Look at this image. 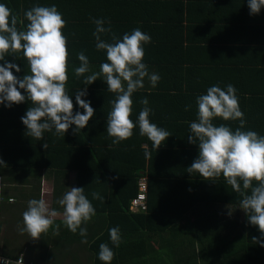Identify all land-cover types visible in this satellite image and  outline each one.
I'll use <instances>...</instances> for the list:
<instances>
[{
  "label": "trees",
  "instance_id": "trees-1",
  "mask_svg": "<svg viewBox=\"0 0 264 264\" xmlns=\"http://www.w3.org/2000/svg\"><path fill=\"white\" fill-rule=\"evenodd\" d=\"M0 3L23 21V25L18 23V29L28 23L24 12L37 5H55L66 21L62 30L69 54L66 89L74 105L73 114L77 111L83 114L84 110L75 103V95L86 88L82 99L90 102L94 116L77 132L75 125L64 135L56 134L53 128L37 140L28 135L21 121L33 106L30 101L26 99L11 107L0 104L3 161L0 168L17 169L15 175L20 174L22 183L34 179L41 184L39 178L43 175L53 182L59 175L74 173L73 186L84 188V195L96 213L87 240L93 264H104L98 258L101 243L108 244L114 252L111 264H264V247L253 240L255 237L264 243V237L249 223L244 211L241 222L232 216L240 207L241 194L233 191L222 174L205 180L198 172L187 171L199 154L198 141L188 142V136L192 135L190 123L197 121L196 101L211 86L226 90L227 85H233L246 121L242 130L264 136V7L258 14L250 15L248 0H0ZM94 19H103L104 26L111 28V32L101 34V39L109 43L113 36L122 40L125 33L131 34L137 28L149 35L150 43L142 44L145 53L142 63L149 74L160 77L155 87L145 77L144 87L133 93L130 118L136 127L132 137L119 144H113L106 131L116 94L97 82L90 85L85 82L87 76L96 69L100 71V65L108 62L106 51L95 47ZM80 52L88 57L89 71L76 77L74 69L80 66L77 58ZM5 61L20 67V72L12 70L18 79L31 74L22 52L6 54L0 65ZM20 91L26 95L23 89ZM142 99H147V107L151 109L150 122L171 133L156 150L146 136L139 134ZM213 124H224L235 131L239 120L214 118ZM44 143L47 149L42 147ZM145 146L152 159L145 158ZM2 176L12 179L7 172ZM140 178L145 180L144 208L131 211L130 200L137 193ZM240 183L242 191L250 194ZM93 193H99L103 199H93ZM17 198L13 200L0 191V205L16 203ZM203 203L205 209L201 208ZM214 203L227 210L213 208ZM113 227L120 231L118 247L110 240L109 230ZM141 233L142 239L131 240L133 234ZM155 242L160 252L156 251ZM18 250L6 245L1 254L15 258ZM23 264L30 263L23 259Z\"/></svg>",
  "mask_w": 264,
  "mask_h": 264
},
{
  "label": "clouds",
  "instance_id": "clouds-1",
  "mask_svg": "<svg viewBox=\"0 0 264 264\" xmlns=\"http://www.w3.org/2000/svg\"><path fill=\"white\" fill-rule=\"evenodd\" d=\"M248 7L250 15L258 14L264 7V0H248ZM23 15L28 23L23 29H18V23L23 25V21L6 4L0 3V61L5 60L6 54L22 52L31 73L18 79L12 71H21L17 64L5 61L0 65V104L11 107L26 99L30 101L33 106L27 109L21 121L28 135L37 140H41L44 133L53 128L58 135H64L71 125L76 126V132L85 128L95 110L89 101L82 99L86 95L85 88L75 95V103L84 110L83 114L79 111L73 114L74 105L66 89L69 54L67 37L62 31L66 21L55 5L33 6ZM93 22L96 25L93 33L95 47L98 51H106L108 62L100 65L99 72L87 76L85 82L90 85L103 76L107 90L116 94L107 116L106 131L113 138L112 143L119 144L131 138L136 127L130 118L133 93L144 87L145 77L153 87L160 77L155 73L149 74L147 66L142 63L145 54L142 44L150 43L149 35L137 28L131 34L125 33L122 40L113 36L109 43L101 39V34L111 32V28L104 26L103 19H94ZM77 58L80 66L74 69V73L80 77L89 71V60L83 52ZM141 103L144 107L138 115L139 134L146 136L156 150L171 133L150 122L151 109L147 107V99H142ZM196 103L198 122L190 123L192 135L188 136V142L197 144L198 141L199 154L187 168L188 173L198 172L205 180L218 178L222 174L233 191L241 194L240 209L264 237V136L252 130H242L246 121L240 110L236 89L231 84L227 85L226 90L215 85L209 87L207 94L200 95ZM214 118L239 120V127L232 131L224 124L215 126ZM42 147L47 149V143ZM144 154L146 159H152L147 146ZM0 164H3L2 160ZM241 181L243 189L250 190V194L242 191ZM69 189L57 201L63 206V223L72 233H77L79 229L80 236L86 237L87 229L81 225L95 216V209L84 195L83 187ZM92 195L93 199H103L99 193ZM59 215L56 210L50 209L45 199H31L22 213L23 227L18 226L19 231L27 233L34 240L39 239L41 234L53 227V218ZM55 228L58 231L59 225ZM109 236L112 244L118 247L121 239L119 228H111ZM253 240L264 247V243L257 238L253 237ZM98 258L104 264H111L114 252L108 244L99 245ZM2 264H23V257L16 261L3 259Z\"/></svg>",
  "mask_w": 264,
  "mask_h": 264
},
{
  "label": "crops",
  "instance_id": "crops-1",
  "mask_svg": "<svg viewBox=\"0 0 264 264\" xmlns=\"http://www.w3.org/2000/svg\"><path fill=\"white\" fill-rule=\"evenodd\" d=\"M96 72H99V70L96 69V71H94L93 73ZM95 82H97L99 86H107L103 76L99 77L93 83ZM141 145L143 146L145 145V143H142ZM16 171L17 169L14 168H8V167L0 168V191L1 192L5 191L7 193V196L12 198L13 200H15L17 197H18L17 199L19 200L18 202L16 201V203L9 202L6 205L5 203L3 205H0L1 212L2 210H4L6 213L7 212L21 213L27 209V203L29 200L43 198L49 204L50 209H54L58 213H60L59 216L53 218L54 219L53 227L50 228L48 232L41 234V237L39 239L34 240L27 233H23V234L21 233V237L22 238L25 237L26 240L24 241V246L21 245V248L18 250V255H21L23 259L30 264H72V263L93 264L91 259V254L87 249V245H88L87 240L89 237L88 231L86 237L80 236L79 229L75 234L69 231L63 223V206L57 202L59 199L63 197V195L67 191L70 190L69 188L74 187L71 181L74 177V173L71 171L67 173L66 177L57 174L59 176H57L56 179H54L53 177L52 178L54 179L53 182L48 180L42 174L43 177L39 178V182L41 183V185L37 184L36 180L34 179L23 181L25 187L21 191L20 190L21 184H18V180H20V183H22V178L19 176L20 174L15 175ZM3 172L4 174L6 172L9 173L12 179L11 180L5 179L4 178L5 176L4 177L2 176ZM41 191L43 194H41ZM204 204L205 203L201 204L202 209H205ZM212 207L219 208L221 210H227L226 208L224 209L221 208L223 206L220 203L216 205L214 203L212 204ZM232 213L234 219L235 218L238 219L239 222L243 220L244 213L243 210L240 209V207H238L237 212L235 211ZM1 217H0V253L3 252L4 250V245H3L4 234L2 232L3 229L1 226L3 222L1 221ZM56 225H59L58 231L55 228ZM15 226L23 227V220H19ZM88 226L93 228L94 224L92 220H90L89 223H86V225H84V228L88 229ZM81 227H83V225H81ZM142 236H143L142 233L137 234V236L133 234L131 236V240L136 241L142 239ZM85 240L86 242H82ZM143 242H145V239L143 240ZM143 245H145V243ZM153 245L155 246V248L158 247L156 242L155 244L153 243ZM8 247L10 246L8 245ZM156 251L160 252V246L159 248H157ZM4 253L7 252L4 251Z\"/></svg>",
  "mask_w": 264,
  "mask_h": 264
},
{
  "label": "rangeland",
  "instance_id": "rangeland-1",
  "mask_svg": "<svg viewBox=\"0 0 264 264\" xmlns=\"http://www.w3.org/2000/svg\"><path fill=\"white\" fill-rule=\"evenodd\" d=\"M24 187H25V185L23 182V184L21 183L20 190L22 191ZM41 194H43L42 191H41ZM22 213L23 212H21V213L20 212H14V213L4 212L2 215H0V217L2 216L1 221L3 222L1 224L2 229H3L2 232L4 234L3 235V245H4V247L6 245H9L11 247V249H13L14 251H16L17 249H20L21 245L24 246V241L26 240L25 237H23V238L21 237V232L19 231L18 226H15L19 220H23L22 219ZM87 231H88V233L91 232L90 226H88ZM72 264H74V263H72ZM146 264H150V263H146Z\"/></svg>",
  "mask_w": 264,
  "mask_h": 264
},
{
  "label": "built area",
  "instance_id": "built-area-1",
  "mask_svg": "<svg viewBox=\"0 0 264 264\" xmlns=\"http://www.w3.org/2000/svg\"><path fill=\"white\" fill-rule=\"evenodd\" d=\"M137 185H138V190H137V193L135 195V197H133L131 200H130V206H129V209L131 211H134L136 210L137 208H140V209H143L144 208V191H145V180L144 178H140L137 182ZM11 200V199H9ZM21 257V255H18L17 257L15 258H11V257H7L5 255H2L0 253V264H2V261L3 259H10L12 261H16L18 260L19 258Z\"/></svg>",
  "mask_w": 264,
  "mask_h": 264
}]
</instances>
